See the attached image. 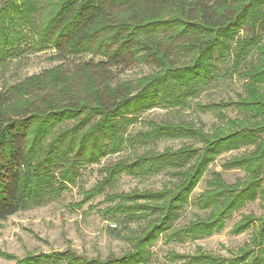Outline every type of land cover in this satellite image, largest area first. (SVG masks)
<instances>
[{
  "label": "trees",
  "instance_id": "trees-1",
  "mask_svg": "<svg viewBox=\"0 0 264 264\" xmlns=\"http://www.w3.org/2000/svg\"><path fill=\"white\" fill-rule=\"evenodd\" d=\"M264 0H0V72L11 62L52 50L59 62L0 89V221L58 200L77 186L80 171L129 151L103 169L89 203L121 175L167 177L159 189L110 194L101 211L120 226L108 233L129 245L120 256L72 251L28 254L0 251L14 264H145L161 236L193 241L219 233L234 213L264 201ZM150 72L122 80V68ZM243 81L236 99L202 104L201 94ZM211 113L209 131L180 117L141 120L154 109ZM237 112L229 118L227 110ZM143 130L133 135L130 127ZM161 140H188L177 149ZM251 147L224 168L244 179L226 184L218 173L193 205L205 213L175 228L180 212L208 167L224 153ZM252 229L250 241L229 258L202 252L172 254L176 264H264V209L241 216L232 233Z\"/></svg>",
  "mask_w": 264,
  "mask_h": 264
},
{
  "label": "rangeland",
  "instance_id": "rangeland-1",
  "mask_svg": "<svg viewBox=\"0 0 264 264\" xmlns=\"http://www.w3.org/2000/svg\"><path fill=\"white\" fill-rule=\"evenodd\" d=\"M264 42V37L262 39ZM54 55L52 50L28 55L27 57L10 63L5 74L0 72V89L6 83L13 84L26 76L41 73L43 70L54 67L59 62L50 59ZM150 72L147 67L122 68L119 77L122 80L134 79ZM243 81L233 76L231 80L220 84L217 88L208 90L200 95L198 101L202 104L208 102H219L220 100L236 99L242 93ZM229 118L237 117V112L231 109L226 111ZM180 117L191 121L196 127L201 126L205 131L217 123L216 117L211 113H200L193 109H184L178 115L164 109H154L141 116V120H173ZM144 127L136 124L129 129L130 135L143 130ZM191 143L188 140H161L153 145L158 151L165 148L177 149L182 144ZM251 147L242 148L237 151L221 154L208 167L203 179L199 182L191 196V202L180 212L175 228L187 225L195 218L204 217L205 213L198 210L193 201L206 189V182L212 179V173H218L226 184H233L237 179H244L245 173L238 169L224 168V163L231 158L251 152ZM129 151H123L118 155L107 157L97 165L85 167L80 171L78 184L55 201L43 206L20 211L4 221H0V251L21 259L28 254H48L51 252L72 251L84 257L106 258L109 254L120 256L130 249L124 241L112 237L108 230H119L120 226L106 220L101 213L108 204L105 198L110 194L129 192L132 190L159 189L168 179L164 175H158L149 179L140 180L127 175L119 176L113 185L97 195L89 203L75 206L82 202L81 191H86L99 183L103 177V168L111 163L129 156ZM264 201L257 199L248 203L244 208L234 213L225 222L224 229L211 236L197 240L184 242H167L161 236L150 248L149 258L145 264H176L171 262L172 254L195 255L202 252L224 258L231 257L244 244L248 243L253 232L252 229L235 235L232 233L233 226L240 220L241 216L252 214L260 216L263 213ZM14 260L0 257V264H14Z\"/></svg>",
  "mask_w": 264,
  "mask_h": 264
}]
</instances>
